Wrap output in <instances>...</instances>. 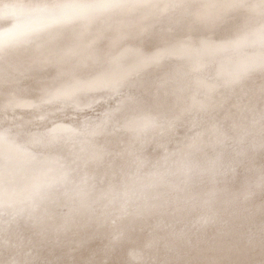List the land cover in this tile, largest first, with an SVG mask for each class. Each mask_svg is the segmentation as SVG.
Returning a JSON list of instances; mask_svg holds the SVG:
<instances>
[{"label":"snow or ice","instance_id":"1","mask_svg":"<svg viewBox=\"0 0 264 264\" xmlns=\"http://www.w3.org/2000/svg\"><path fill=\"white\" fill-rule=\"evenodd\" d=\"M0 264H264V0H0Z\"/></svg>","mask_w":264,"mask_h":264}]
</instances>
